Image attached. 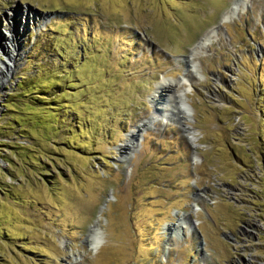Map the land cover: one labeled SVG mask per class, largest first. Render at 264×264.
<instances>
[{
  "label": "rangeland",
  "instance_id": "1",
  "mask_svg": "<svg viewBox=\"0 0 264 264\" xmlns=\"http://www.w3.org/2000/svg\"><path fill=\"white\" fill-rule=\"evenodd\" d=\"M234 1L0 0V264H264V0ZM209 29L194 148L151 96Z\"/></svg>",
  "mask_w": 264,
  "mask_h": 264
},
{
  "label": "bare ground",
  "instance_id": "2",
  "mask_svg": "<svg viewBox=\"0 0 264 264\" xmlns=\"http://www.w3.org/2000/svg\"><path fill=\"white\" fill-rule=\"evenodd\" d=\"M236 1L238 0L232 2L231 7L222 14L220 21H227L229 18H231L232 14L235 12V10H237L238 3ZM214 31H215L214 29H209L207 32L203 34L202 37L198 39V41L192 47H190L189 55L188 57H186V67L183 76L184 80H182V78L180 77L171 78V79L163 78L162 81L158 82V84L155 87L154 94L151 96V102L154 105L155 112L158 113L160 117L159 120L165 123L169 121H173L175 122V124L178 123L180 126V130L183 132L185 137L188 139L189 143L194 148L197 146L196 140L198 136L195 134L196 128L190 125L191 121H193V117L191 114L192 113L191 105L187 100L188 86H190L189 77L192 75V73L193 74L195 73L194 71H197L193 64L194 62L193 57L197 55L198 51L201 48L205 47V45H207L212 40V38H214L213 37ZM12 39L13 38L10 37L8 41L10 42ZM13 44L17 45L16 43ZM13 47H14L13 49L11 50L8 49L5 52V55L8 58V62L7 63L4 62V64H5V68L7 67L6 70L8 72L11 69L10 68L12 66L11 64L15 66L12 60L15 57V53L13 51L16 49V46ZM155 120L156 119L154 118V116H151L141 120V122L135 125V129H133V131L129 134L127 142L120 145V148L123 150L124 153L127 152L133 153V151H135V146H136L135 140L139 137L138 131L146 130L147 128L150 127V125L154 124ZM194 154L192 153L193 157ZM103 208L104 206H102L101 210ZM196 209L198 210L199 207H196L195 210ZM185 215H186L185 213H182L178 217L179 220L177 219L176 224L172 223L173 225L170 232L171 236L173 232L180 230L182 227L189 226L190 223L186 219ZM189 231L190 230H188L187 232ZM87 240L90 243V245H92L93 249L99 247L102 241V235L99 232L97 226L94 229H91Z\"/></svg>",
  "mask_w": 264,
  "mask_h": 264
}]
</instances>
